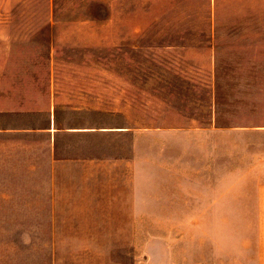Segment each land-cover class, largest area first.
<instances>
[{
  "label": "crops",
  "instance_id": "1",
  "mask_svg": "<svg viewBox=\"0 0 264 264\" xmlns=\"http://www.w3.org/2000/svg\"><path fill=\"white\" fill-rule=\"evenodd\" d=\"M31 59L0 56V264H112L119 240L143 238L144 216L193 225L184 264H264V149L245 183L223 182L215 143L213 167H184L168 181L159 135L173 130L128 117L136 97L9 65ZM224 126L214 118L190 131ZM238 224H251L241 244Z\"/></svg>",
  "mask_w": 264,
  "mask_h": 264
},
{
  "label": "rangeland",
  "instance_id": "2",
  "mask_svg": "<svg viewBox=\"0 0 264 264\" xmlns=\"http://www.w3.org/2000/svg\"><path fill=\"white\" fill-rule=\"evenodd\" d=\"M8 55L33 58L11 66L56 69L64 80L109 88L112 97H136L128 117L173 130L159 135V151L170 156L159 171L168 181L184 167H213L212 143L222 152L224 183L257 177L264 149V0H0V56ZM214 118L229 126L216 135L190 131ZM149 218L136 245L119 240L112 264H184L193 225ZM250 226L238 224L240 244ZM249 252L240 245L242 259Z\"/></svg>",
  "mask_w": 264,
  "mask_h": 264
}]
</instances>
